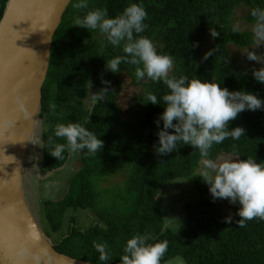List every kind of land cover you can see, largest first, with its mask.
<instances>
[{"label":"trees","instance_id":"16d2710c","mask_svg":"<svg viewBox=\"0 0 264 264\" xmlns=\"http://www.w3.org/2000/svg\"><path fill=\"white\" fill-rule=\"evenodd\" d=\"M6 2L0 0V19ZM130 2L142 3L148 13L145 21L148 27L141 35L150 38L158 51L173 57L170 76H197L230 91L246 90L264 99V84L252 76V69L260 65L237 64L228 48L229 45L243 48L253 43L250 31L239 30L232 24L235 10L245 7L246 21L256 24L250 13L253 8H264V0H92L89 8L106 7L109 15L115 16ZM70 6L71 2L54 33L42 86V166L46 171L55 170L69 158L68 150L58 160L48 153L52 150L49 137L55 143H66L54 136L57 123L82 124L103 140V149L95 155L86 150L77 151L75 157L80 166L66 182V195L40 199L44 220L52 233L62 229L66 213L71 211L66 232L53 241L55 249L101 264L91 260L88 254L98 255L94 241H106L114 257L103 264H118L126 240L135 233L149 232L158 240L168 241L161 264L175 256H181L186 264H264V220L248 221L241 228L235 223L239 219L238 205L231 204L229 214H224L229 202L220 199L213 202L207 185L197 176L201 163L199 151L191 145L178 144L167 155L155 153L158 126L154 121L164 108L162 100L155 105L147 102L146 94L151 92L159 100L168 92L167 86L163 82L137 80L135 66L127 63L120 65L118 73L107 71L105 64L117 55H124L122 48L105 46L100 33L74 26L78 13ZM210 29L219 35L212 37ZM208 35L212 42L207 46ZM209 50H214L213 55L205 59ZM123 74L131 86L139 87L138 95L132 98L135 104L124 111L118 102L120 89L113 90ZM102 79L109 83L102 84ZM90 88L95 92L107 88L108 92L102 100L87 107L84 99ZM52 104L56 105L54 110L50 109ZM123 112L129 117L122 119ZM159 126L162 127V121ZM236 126L246 130L245 137L213 145L210 158L236 152L241 158L252 157L264 163V110L241 112L229 122V128ZM122 173L124 185L116 194L97 195V186L104 187L100 183L105 175ZM180 178L190 181L197 198L183 204V223L170 228L165 225L158 197ZM87 208H92L97 217L93 224L82 229L75 225L76 214ZM228 215L233 217L230 224L224 222ZM50 231L45 233L50 236Z\"/></svg>","mask_w":264,"mask_h":264},{"label":"clouds","instance_id":"9594fccd","mask_svg":"<svg viewBox=\"0 0 264 264\" xmlns=\"http://www.w3.org/2000/svg\"><path fill=\"white\" fill-rule=\"evenodd\" d=\"M72 8L78 13L74 26L100 33L105 46L122 48L124 55L110 59L105 64L107 71L118 73L120 65L127 63L135 66L137 80L148 79L167 86L168 92L159 100L151 92L146 94L147 102L155 105L161 104L162 100L164 108L154 121L158 126L155 153L164 156L175 151L178 144L191 145L201 156L202 166L197 176L207 185L213 202L220 199L238 205L236 215L239 219L235 221L238 227L244 228L248 221L257 218L264 220V163H258L252 157L241 158L236 152L210 158L213 145L245 137L246 130L242 126L229 128V122L245 110H264V99L246 90L230 91L219 83L197 76H170L174 67L173 57L158 51L150 38L141 35L148 27L145 23L148 13L142 3L130 2L115 16H110L106 7L90 9L89 0H73ZM250 14L257 21L254 28L257 44L264 43V8H253ZM210 35L216 37L219 33L210 29ZM213 51L209 50L204 58L212 56ZM244 53L249 60L260 65L252 69V76L264 84V55L250 50ZM108 83L102 79V84ZM107 92V88H101L93 93L92 98L100 101ZM55 107V104L50 105L51 110ZM161 121L162 127L159 126ZM54 136L66 141L55 143L49 137L52 150L48 153L56 160L63 158L65 150H86L95 155L103 149V140L80 123H57ZM232 220V215L224 218L225 223L230 224ZM93 248L101 264L114 257L106 241H94ZM167 249V240H158L149 232L135 233L126 240L122 254L118 256V264H161ZM35 259L39 264L40 257Z\"/></svg>","mask_w":264,"mask_h":264},{"label":"water","instance_id":"95a60500","mask_svg":"<svg viewBox=\"0 0 264 264\" xmlns=\"http://www.w3.org/2000/svg\"><path fill=\"white\" fill-rule=\"evenodd\" d=\"M70 1L7 0L0 19V264H95L55 249L24 182L52 39Z\"/></svg>","mask_w":264,"mask_h":264},{"label":"rangeland","instance_id":"374dc122","mask_svg":"<svg viewBox=\"0 0 264 264\" xmlns=\"http://www.w3.org/2000/svg\"><path fill=\"white\" fill-rule=\"evenodd\" d=\"M92 0H89L91 2ZM71 8H72V2ZM70 4V3H69ZM72 10H74L72 8ZM247 13V9L245 7H238L233 16H232V24L238 28L239 30H248L253 35V43L247 47H237L233 45H229V50L232 58H236L237 64L250 66L255 61H251L247 58L244 53L247 50L254 51L259 55H263L264 53V43H258L257 37L254 32V28L256 24L249 23L246 21L245 16ZM210 35L206 38L210 39ZM212 40H209L206 44L211 45ZM206 46V47H207ZM119 84L113 89L118 90V102L122 108V110H126L128 106L135 104L133 101V97L138 95L139 87H134L129 84V78L124 74L119 79ZM93 93L95 91L90 88L87 97L84 99L87 107H90L93 103ZM129 114L127 112H123L121 118H127ZM41 123V124H40ZM42 121L39 122L36 128V144L35 148L30 146V151L28 153L26 164H25V190L27 192V196L30 202V205L33 211L39 216L41 227L44 232L48 233L49 227L44 220L43 210L41 208L40 199L43 198H51V199H59L66 195L67 192V180L71 178V176L75 173V171L79 168L80 164L77 160L76 152H71L67 162L63 164L61 167L56 168L52 172L46 171L43 169L42 164ZM202 163H200L199 168L197 169V174H199L201 170ZM104 187L97 186V195L110 194L114 195L117 193L118 189H121L124 185V176L122 174L112 175L107 174L102 179L101 183ZM102 190H99V189ZM106 190H103L105 189ZM102 191V192H101ZM101 197V196H99ZM197 196L195 195V189L190 181L186 178H180L171 182L159 195L158 199H160L162 205V214L166 221V226L170 228L180 226L185 219V212L183 208V204L188 200H195ZM231 209V204L227 203L223 209L224 214H229ZM71 211L66 213V217L64 220V224L62 229L58 233H51L49 236L51 241L55 243V240L59 238L61 234H64L67 230V226L69 224L68 216ZM77 219L75 220L76 226L85 229L94 223L97 215L93 212L92 208L80 209L76 214ZM89 258L95 262H100L98 260L97 254H88ZM104 263V262H103ZM164 264H186L184 259L181 256H175L172 259L168 260Z\"/></svg>","mask_w":264,"mask_h":264},{"label":"bare ground","instance_id":"6f19581e","mask_svg":"<svg viewBox=\"0 0 264 264\" xmlns=\"http://www.w3.org/2000/svg\"><path fill=\"white\" fill-rule=\"evenodd\" d=\"M41 107H42V105H41ZM41 113V112H40Z\"/></svg>","mask_w":264,"mask_h":264}]
</instances>
